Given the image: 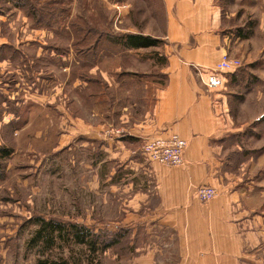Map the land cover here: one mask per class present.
I'll use <instances>...</instances> for the list:
<instances>
[{"label": "crops", "instance_id": "crops-1", "mask_svg": "<svg viewBox=\"0 0 264 264\" xmlns=\"http://www.w3.org/2000/svg\"><path fill=\"white\" fill-rule=\"evenodd\" d=\"M156 1L161 32L149 36L163 42L165 81L152 88L153 77H120L119 83L102 77L107 106L115 88L128 96L118 123L108 119L89 129L96 172L90 193L96 214L89 224L95 232L123 230L127 252L112 253L120 264H264V150L256 157L245 143L264 128L263 109L258 113L264 89L256 86L260 77H243L257 63L250 35L259 26L264 30V0ZM43 32L21 40L0 37V147H11L12 133L32 127L34 109L45 128L54 124L51 87L59 96L63 83L44 77L42 67L33 71L35 62L50 57ZM31 48L36 52L30 59ZM224 55L242 67L226 75L222 89L209 92L202 78ZM251 105L254 113L243 110ZM54 113L58 121L62 113L57 127L64 129V109L57 104ZM114 129L123 135L109 133ZM171 134L188 143L184 164L149 163L141 154L145 140ZM16 155L11 151L7 161ZM201 186L219 195L201 203L195 196Z\"/></svg>", "mask_w": 264, "mask_h": 264}, {"label": "rangeland", "instance_id": "rangeland-1", "mask_svg": "<svg viewBox=\"0 0 264 264\" xmlns=\"http://www.w3.org/2000/svg\"><path fill=\"white\" fill-rule=\"evenodd\" d=\"M154 2L0 0V37L12 41L21 40L28 33L31 35L32 31L37 34L42 31L48 33L44 39L50 57L35 62L33 71L38 72L42 67L48 73L44 77H53L55 82L60 79V85L63 83L59 96L53 97L51 87L50 110L53 113H50V117L54 124H50V129L45 128L47 123L41 120L40 110L34 109L32 127L12 133L11 139H8L11 145L9 148L17 151V155L3 164L0 161L4 165L3 171H0V264H43L47 259L58 261L62 258L70 259L71 255L79 257L78 247L63 248L59 242L55 248L46 251L35 248L30 241L38 229L36 218L67 225L85 221L86 225H81L95 228L89 224L96 214V206L90 197L91 189L96 185V172L90 160L89 129L91 125L108 119L118 123L122 108L127 104L124 100H127L128 94H123L121 88H115L114 92L111 90L107 106L105 81L100 80V85L93 90L90 86L91 77L98 78V81L100 77H114L117 83L120 77H153L149 81L152 88L163 85L166 77L161 71L162 58L156 59L162 46L161 49L128 53L112 43L104 42L103 45L108 46V49L103 50L107 52L101 53L100 46L98 50L87 54L84 42H94L95 37L91 35L92 38L88 36L86 39V28L89 32L91 30L117 36L126 33L159 34L161 18L157 10L153 12L154 6L158 7L157 1L156 4ZM260 8L259 13L262 15L264 4L261 3ZM35 13L46 19L41 22L34 20ZM262 20L264 24V18ZM50 23L53 28H50ZM75 28L80 29L78 38ZM250 37L251 50L257 49L258 59L243 77H260L256 86L264 89V30H260L259 26ZM35 52V48L28 50L30 59L35 57ZM31 76L35 77L32 73ZM91 95H94L93 99ZM57 104L60 105V111L61 107L64 109V129L61 124L57 127L58 116L54 113ZM262 106L258 108V113L262 109L264 111V102ZM254 107L251 105L243 110L254 113ZM106 108L110 109L108 117L104 113ZM96 111L103 112L102 116L96 117ZM249 116L242 117L243 122ZM61 117L62 113L60 122ZM258 132V137L253 141H245L252 150H257L256 157L264 150V128ZM6 166L9 168L7 173ZM127 243L125 240L116 245L114 250L101 253L96 259L97 263L120 264L121 259L115 258L112 253H126Z\"/></svg>", "mask_w": 264, "mask_h": 264}, {"label": "trees", "instance_id": "trees-1", "mask_svg": "<svg viewBox=\"0 0 264 264\" xmlns=\"http://www.w3.org/2000/svg\"><path fill=\"white\" fill-rule=\"evenodd\" d=\"M37 13L33 14L36 16ZM33 16L34 20L41 22L43 19L46 18L42 17V15H38L35 17ZM39 18V19H38ZM56 18V17H55ZM57 19V18H56ZM58 21V19H57ZM57 21L56 24H57ZM51 25V23H50ZM59 25H61L59 23ZM78 25H76L77 27ZM86 26V25H85ZM53 28L51 25L50 28ZM87 34L85 36L88 39V36L94 35L95 41L88 43L84 42L85 50L87 54L93 53L95 50L102 49V52H107V50H103V48L108 49V46H104V42L112 43L115 47H119L123 49L125 52L133 53L139 51H147V50H154L160 48L163 44L162 40L158 38H154L149 35H145L142 33H126L121 35H111L108 33H101L98 31H91L89 32L88 28ZM79 28H75V34L78 38ZM82 31V30H81ZM86 31V30H85ZM84 38V39H85ZM92 38V37H91ZM82 39L79 41L81 44ZM130 51V52H129ZM157 54V53H156ZM158 56V54H157ZM90 58V57H89ZM157 58L161 59V64L163 67L166 66L167 60L164 57ZM96 65V64H95ZM95 66H93L94 68ZM128 76H134L133 74H129ZM165 76V75H164ZM100 80L102 81V77L95 79L91 77L90 86L97 88L95 86L100 85ZM106 85H104L105 88ZM86 88V87H85ZM100 90V88H98ZM92 99L94 95L90 96ZM12 149L6 147H0V161L6 162L9 155L11 154ZM3 164V163H2ZM0 164V171H3L4 165ZM0 172V173H1ZM36 225L38 227L37 231L34 233L30 244L35 248L38 247L40 249H45L46 251H50L61 243L63 248L65 247H78L79 249V257L75 258L74 256L70 257V259H60L58 261H51L49 259L45 260L43 264H84L86 262L88 264H98L96 259L98 255L101 253L107 252L112 248H115L116 245L122 243L125 239V235L123 230L119 229V231L112 233L107 231H99L95 232L94 229L87 228L81 224H73L67 225L65 223L56 222L53 220L47 221L41 218L35 219ZM124 238V239H123ZM86 263V264H87Z\"/></svg>", "mask_w": 264, "mask_h": 264}, {"label": "built area", "instance_id": "built-area-1", "mask_svg": "<svg viewBox=\"0 0 264 264\" xmlns=\"http://www.w3.org/2000/svg\"><path fill=\"white\" fill-rule=\"evenodd\" d=\"M241 67L240 60L224 55L221 61L207 73L206 78H202V83L207 91H218L222 89L226 75ZM109 133L122 136L124 131L114 129ZM187 146V141L176 134L152 137L143 143L141 154L149 163H156L165 167H179L184 164V151ZM218 195V191L210 186L199 187L195 194L196 199L201 203L210 202Z\"/></svg>", "mask_w": 264, "mask_h": 264}]
</instances>
